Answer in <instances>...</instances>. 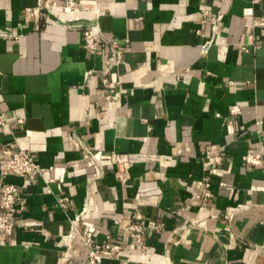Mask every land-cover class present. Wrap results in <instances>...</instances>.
<instances>
[{"label": "crops", "instance_id": "0c3cea01", "mask_svg": "<svg viewBox=\"0 0 264 264\" xmlns=\"http://www.w3.org/2000/svg\"><path fill=\"white\" fill-rule=\"evenodd\" d=\"M74 1L90 11L57 9L70 28H37V0H0V160L23 149L46 169L6 174L26 209L0 241V264H86V232L123 245L103 264H264V166L244 162L264 153V0ZM93 25L124 53L112 102L100 79L85 82L109 56L86 49ZM116 153L130 158L126 183L109 163ZM139 216L166 226L142 246L126 228Z\"/></svg>", "mask_w": 264, "mask_h": 264}, {"label": "built area", "instance_id": "2783aa9c", "mask_svg": "<svg viewBox=\"0 0 264 264\" xmlns=\"http://www.w3.org/2000/svg\"><path fill=\"white\" fill-rule=\"evenodd\" d=\"M255 2H258L255 1ZM61 9L66 15L84 14L90 10L82 8L75 4L74 0H37L36 6L32 9L31 20L36 23L37 28L46 27L49 21L56 22L66 28H70V23L73 19L60 18L56 14V10ZM99 14L98 11H96ZM78 20V18L74 19ZM218 18H216V21ZM214 26L216 23H213ZM264 27V22L259 23ZM217 27V26H215ZM201 34V32H198ZM84 44L86 49L92 54H96L101 45H104L108 50L109 56L106 60L105 67L102 70L91 69L86 73L85 82L90 84L95 79H100L105 89L104 99L112 102L119 97L122 86L120 81L114 82L111 78L112 73L124 64V53L121 50L118 42L105 41L103 32L98 25L89 26L84 32ZM211 41H206L202 46V52L207 53L212 46ZM243 50H247L244 47ZM239 106H234L231 109L233 115L240 114ZM89 115L85 114L84 122L88 123ZM23 121L20 120L19 124ZM2 126L10 128V123L5 115L2 116ZM98 163L103 164L101 154L93 156ZM212 158L215 165H220L221 157L207 156ZM244 162L252 167L264 166V153L248 152L244 157ZM109 163L116 168L117 175L122 183H126L131 179V161L127 154H114L109 159ZM218 168L211 165L208 173L211 175L217 174ZM14 174L17 176H27L31 178H45L46 169L36 162L34 157L26 150L20 149L9 156L6 160H0V241L11 238L16 233L17 219L19 213L25 211L26 206L20 197L18 188L11 183L6 182V174ZM51 181H47L50 183ZM206 188H210V183H206ZM206 193V196H209ZM69 198H59L57 206L66 209L69 205ZM230 212L228 211V216ZM138 223L126 226L131 236L138 245L142 246L143 237L148 230L164 231L166 226L163 223L157 224L154 222H146L140 216L137 218ZM84 223L82 215L77 216L72 220V236L80 234L79 227ZM84 243L88 248L86 264H103L105 260H121L124 252V247L119 242H105L103 244L94 241V234L86 232L83 236ZM146 248V247H143Z\"/></svg>", "mask_w": 264, "mask_h": 264}]
</instances>
